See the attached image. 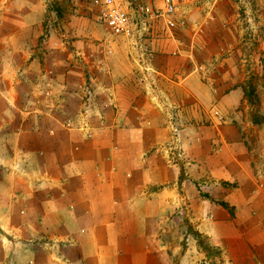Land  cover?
I'll use <instances>...</instances> for the list:
<instances>
[{"label": "crops", "instance_id": "obj_1", "mask_svg": "<svg viewBox=\"0 0 264 264\" xmlns=\"http://www.w3.org/2000/svg\"><path fill=\"white\" fill-rule=\"evenodd\" d=\"M44 3L0 0V264H264V123L239 109L236 52L147 15L145 87L88 0L36 54Z\"/></svg>", "mask_w": 264, "mask_h": 264}, {"label": "rangeland", "instance_id": "obj_2", "mask_svg": "<svg viewBox=\"0 0 264 264\" xmlns=\"http://www.w3.org/2000/svg\"><path fill=\"white\" fill-rule=\"evenodd\" d=\"M47 9L45 19L42 23V41L34 42L36 54L46 55L44 47L50 35L56 42L69 43L68 31L70 20L67 18L73 14L74 2L72 0H61V4H55L53 0H42ZM95 0H88L93 16L100 21V7L94 4ZM120 7L127 13L131 26L139 24L143 27L147 24V14L141 12L140 8L146 7L144 0H116ZM176 6L174 16L177 24L183 23L184 40L196 45L206 43L212 35L219 40L217 42L221 49V56H227L236 52L238 57V75H241L243 91H249L254 87L256 99L253 104L247 102L244 97L242 110L243 117L250 121H263L264 119V0H173ZM55 5V6H54ZM56 7V8H55ZM82 7V6H79ZM161 3L157 9H160ZM64 14L57 18L54 9ZM156 10V9H153ZM154 24L164 29L165 23L162 18H152ZM152 22V21H151ZM108 32V30H107ZM107 36L109 45L115 43L113 40L122 39L103 32ZM42 37V36H41ZM39 42V43H38ZM61 42V43H62ZM54 44V41H52ZM56 44V43H55ZM119 44V43H118ZM53 46V45H52ZM112 46V45H111ZM200 51V50H198ZM91 75V74H90ZM87 74V77L90 76ZM79 94H85L84 88L77 90ZM89 92L92 90L89 88ZM34 102V101H33ZM248 135L257 139V131L253 132L247 128Z\"/></svg>", "mask_w": 264, "mask_h": 264}, {"label": "built area", "instance_id": "obj_3", "mask_svg": "<svg viewBox=\"0 0 264 264\" xmlns=\"http://www.w3.org/2000/svg\"><path fill=\"white\" fill-rule=\"evenodd\" d=\"M161 7L160 9H148L140 8L141 12H145L150 17H159L162 18L165 27L169 30H173L178 26L183 27V23L177 24L173 18L176 6L173 0H160ZM94 4L100 7L99 19L100 22L105 25L109 34L112 36L123 37L130 42L138 49L141 50V47L138 46V37L139 29L138 26H131L127 13L120 7L116 0H95ZM145 51H140L139 56L137 57V81L140 85L145 87H151L152 85V75L154 71L148 65L145 57ZM48 89V85L46 86ZM86 90L85 96H91L89 88H84ZM167 123L170 128L172 137H173V146L177 147L178 145V129L175 125L174 114L172 111H167ZM175 149V148H174Z\"/></svg>", "mask_w": 264, "mask_h": 264}, {"label": "trees", "instance_id": "obj_4", "mask_svg": "<svg viewBox=\"0 0 264 264\" xmlns=\"http://www.w3.org/2000/svg\"><path fill=\"white\" fill-rule=\"evenodd\" d=\"M55 6V5H54ZM56 8V7H55ZM54 12L58 15L59 14V10L58 8L57 9H54ZM155 21V20H154ZM45 36V34L42 35V37H40V39L38 40L39 42L42 41L43 37ZM38 42V43H39ZM264 70V69H263ZM263 74H264V71H263ZM244 97L246 98L247 102L250 103V104H253V101L252 99H256V95H255V90H254V87H252L248 92L247 91H244ZM253 124H261V123H264V119L263 121H260V122H257V121H252ZM198 246L200 248H202V245L198 242ZM202 250L206 253V254H209L210 250L203 247Z\"/></svg>", "mask_w": 264, "mask_h": 264}]
</instances>
